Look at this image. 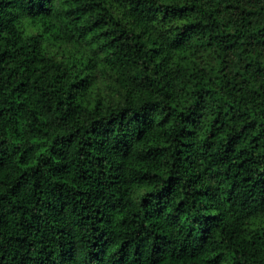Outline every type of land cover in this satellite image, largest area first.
<instances>
[{"label": "trees", "instance_id": "trees-1", "mask_svg": "<svg viewBox=\"0 0 264 264\" xmlns=\"http://www.w3.org/2000/svg\"><path fill=\"white\" fill-rule=\"evenodd\" d=\"M0 264H264V0H0Z\"/></svg>", "mask_w": 264, "mask_h": 264}]
</instances>
